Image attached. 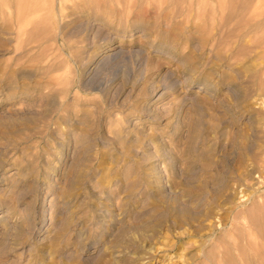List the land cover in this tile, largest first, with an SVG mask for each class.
Here are the masks:
<instances>
[{"label":"rangeland","instance_id":"obj_1","mask_svg":"<svg viewBox=\"0 0 264 264\" xmlns=\"http://www.w3.org/2000/svg\"><path fill=\"white\" fill-rule=\"evenodd\" d=\"M6 1L0 264H264V55L242 70L264 33L235 43L244 0Z\"/></svg>","mask_w":264,"mask_h":264},{"label":"bare ground","instance_id":"obj_2","mask_svg":"<svg viewBox=\"0 0 264 264\" xmlns=\"http://www.w3.org/2000/svg\"><path fill=\"white\" fill-rule=\"evenodd\" d=\"M6 1V0H5ZM7 1H9V4L10 3H12L11 4V9L10 10H14L13 11V14H14V12L15 13H17V15L19 14H21L22 13V10H20V5H22V4H25V2H28L29 0H11V2H10V0H7ZM6 1V2H7ZM38 1V5H40L41 7H42V9L43 8H45L44 10H46V7H48L47 9H48V11L49 10H53V8L52 7H54V5H56L57 6V4L61 1V3H62V0H37ZM73 1V0H72ZM75 1H77V0H75ZM83 1V0H82ZM86 1H88V0H86ZM169 1V0H168ZM188 1H190V0H188ZM194 1V0H193ZM192 0L190 1V3L191 2H193ZM213 1V0H212ZM214 1H216V0H214ZM254 1L256 2V3H258L259 5L258 6H255V7H252V8H250V4L251 3H254ZM172 2V1H171ZM171 2H169V4H171V5H173ZM177 2H182V3H186V0H177ZM206 2H208L207 0H206ZM262 2H264V0H244L243 1V6L241 7V9H237V14L239 15V16H242V18H244V17H248L247 19H245V21H244V24H245V27H243L244 29H246V31H245V33L242 35V34H240V35H238L237 37H238V39L237 40H235V43L237 42V41H239L240 39H242L243 37H245L244 39H247L248 37L250 38V35H254V33L253 32H255V31H260L259 33H264V3H262ZM75 3V2H74ZM87 3V2H86ZM86 3H84V4H86ZM175 3H176V1H175ZM190 3H189V6L190 7H192L191 5H190ZM0 4H3V3H0ZM5 4V3H4ZM3 4V5H4ZM83 4V3H82ZM194 4V3H193ZM192 4V5H193ZM210 4V3H209ZM211 4H215V3H212L211 2ZM33 5V4H32ZM86 5H88V4H86ZM85 5V6H86ZM187 5H188V2H187ZM31 6V5H30ZM37 6V5H36ZM174 6H176V4H174ZM213 6V5H212ZM39 7V6H38ZM38 7H36V8H38ZM79 7V6H78ZM177 7V6H176ZM215 7H217V6H215ZM0 8H2L3 9V6H0ZM22 8H23V6H22ZM25 8V7H24ZM36 8H33L32 10H35ZM40 8V7H39ZM58 8H60V7H58ZM84 8H86V7H84ZM179 8V7H178ZM189 8V7H188ZM187 8V9H188ZM219 8V7H218ZM42 9H40V11L42 10ZM207 8H205L204 9V11H207L206 10ZM210 9V8H209ZM213 8H211V10H209V11H213L212 10ZM252 9V10H251ZM1 10V9H0ZM32 10L30 11V12H32ZM60 9H58V11H59ZM191 10V9H190ZM239 10V11H238ZM5 11H9V10H5ZM11 11V12H12ZM25 11H26V9H25ZM29 11V10H28ZM37 11V10H36ZM39 11V10H38ZM47 11V10H46ZM45 11V12H46ZM192 11H193V9H192ZM204 11H202V12H204ZM215 11H216V8H215ZM220 11V10H219ZM10 12V11H9ZM21 12V13H20ZM24 12V11H23ZM177 12V11H176ZM251 12V13H250ZM5 13V12H4ZM27 13H29V12H27ZM38 13V12H37ZM37 13H35L34 14V16L33 17H36V18H38V16L40 15H36ZM40 13V12H39ZM56 13H57V11H56ZM180 13V12H179ZM209 13V12H208ZM248 13H250L249 15H247ZM33 14V13H32ZM42 14H44V13H42ZM204 14H206V13H204ZM204 14L201 16V17H203L204 16ZM1 15V14H0ZM16 14L14 15V16H17ZM18 15V17H20V18H22L21 17V15L19 16ZM24 15V14H23ZM44 15H46V14H44ZM173 15H175V14H173ZM236 15V14H235ZM3 16V15H2ZM2 16H0L1 18H2ZM10 16H12V14H10ZM29 16V15H28ZM27 16V17H28ZM47 17H48V15H46ZM199 16V15H198ZM207 16H209L208 14H207ZM213 16V15H212ZM6 17V16H5ZM4 17V18H5ZM25 17V16H24ZM32 17V16H31ZM167 17H169L168 15H167ZM1 18H0V20H1ZM14 19L13 20H15V18L16 17H13ZM7 19H9V18H7ZM10 19H12L11 17H10ZM17 20H18V18H16ZM42 19V18H41ZM170 19H172V17L170 18ZM174 19V18H173ZM176 19V18H175ZM202 19V18H201ZM3 20V19H2ZM28 21L27 19H26V17H25V19H22V21ZM40 20V19H39ZM49 20H50V18H49ZM48 20V21H49ZM90 20V19H89ZM18 21H20V20H18ZM0 23H1V21H0ZM8 23V22H7ZM25 23H28V22H25ZM25 23H23V26H24V28L26 27V25H29V24H26L25 25ZM92 23V22H91ZM90 23V24H91ZM2 24H3V22H2ZM6 24V23H5ZM16 24V23H15ZM119 24V23H118ZM195 24V23H194ZM8 25V24H7ZM17 25V24H16ZM15 25V26H16ZM204 25V24H203ZM20 26V25H19ZM21 26H22V23H21ZM85 27H86V25H85ZM3 28V27H2ZM16 28H18V27H16ZM200 28H201V26H200ZM241 29L239 32H238V34L242 31V30H244V29ZM7 29V28H6ZM20 29V28H19ZM14 30H16V29H14ZM22 30H23V27H22ZM216 30H217V28H216ZM13 31V30H12ZM24 31V30H23ZM20 32V31H19ZM24 32H26V31H24ZM213 32V31H212ZM15 33V32H14ZM37 33V32H36ZM256 33H258V32H256ZM237 34V33H236ZM7 35V34H6ZM244 35H247V36H244ZM249 35V36H248ZM233 36H234V34H233ZM251 36V37H252ZM110 38V37H109ZM248 38V39H249ZM243 39V40H244ZM116 40V39H115ZM230 41H231V39H230ZM233 41V44H235L234 43V40H232ZM245 41V40H244ZM248 41V40H247ZM240 42V41H239ZM243 42V41H242ZM228 43V42H227ZM230 43V42H229ZM243 43H245V42H243ZM232 44V43H231ZM249 44H253V43H249ZM241 46H242V44H240ZM236 46H238V45H236ZM236 46H235V48H236ZM240 47V46H239ZM207 48V47H206ZM243 49H249L250 48V46L249 45H245V46H243L242 47ZM119 48L118 47H116V46H112V47H110V48H108L107 49V51L109 52V51H116V50H118ZM238 49V48H237ZM237 49H235V50H237ZM260 49H263L262 51H260ZM212 50V49H211ZM253 50V49H252ZM260 51V53H258L257 51ZM228 51H229V49H228ZM107 52V53H108ZM119 52V51H118ZM117 51L115 52V53H113V54H111V55H114V54H117L118 53ZM253 52H255V53H258V55H257V59H254L253 60V63H255V62H258V59H260L261 58V56L259 57V55H261V54H263L264 55V45H262V46H258L257 48H255L254 50H253ZM139 53V52H138ZM235 53V52H234ZM239 53V52H238ZM239 54H241V53H239ZM228 55V54H227ZM232 55H234L233 53H232ZM118 56V55H117ZM229 57V56H228ZM238 57V56H237ZM231 58V57H230ZM223 59V58H222ZM253 59V58H252ZM262 60H263V62H264V56H262V58H261ZM224 61V60H223ZM228 61H229V59H228ZM231 61V60H230ZM247 61V60H246ZM255 61V62H254ZM224 63V62H223ZM231 63H232V61H231ZM230 63V65H232ZM240 63V62H239ZM242 63V62H241ZM249 63H250V61H249ZM252 63V64H253ZM235 64H236V62H235ZM248 65L247 63L246 64H243L242 65V70H244L246 73H255V72H257V70L258 69H260V64H257V63H255L254 65ZM260 65V66H259ZM233 66V65H232ZM236 66V65H235ZM264 69V68H263ZM239 70V69H238ZM246 76H247V74H246ZM248 78H249V76H247ZM258 77V76H257ZM246 80V79H245ZM258 80V79H257ZM253 82H254V80H253ZM258 82V81H257ZM255 89V88H254ZM263 89V88H262ZM237 93V92H236ZM253 93H254V91H253ZM261 94H263V93H259V94H257V100L259 101L260 99H262L263 97H264V95H261ZM261 102V101H260ZM262 108V107H261ZM261 120H262V118H261ZM260 119H259V122L261 121ZM258 122V123H259ZM260 126L262 127L261 129H262V131L264 132V127H263V123L262 124H260ZM262 135V134H261ZM263 148V147H262ZM241 193V192H240Z\"/></svg>","mask_w":264,"mask_h":264}]
</instances>
